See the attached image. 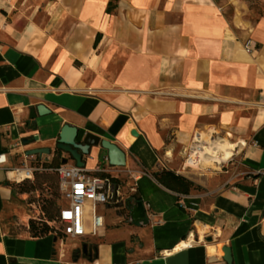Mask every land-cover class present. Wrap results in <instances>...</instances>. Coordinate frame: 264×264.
<instances>
[{"label":"crops","instance_id":"crops-1","mask_svg":"<svg viewBox=\"0 0 264 264\" xmlns=\"http://www.w3.org/2000/svg\"><path fill=\"white\" fill-rule=\"evenodd\" d=\"M109 1L0 0V264H264V0H111L107 11ZM65 124L76 141L93 134L125 153L99 206L104 227L76 239L9 233L11 169L49 163ZM218 130L233 132L243 171L189 175L193 137ZM82 161L116 173L100 143ZM163 170L180 178L162 183ZM138 202L155 221L134 218ZM189 233L200 241L178 248Z\"/></svg>","mask_w":264,"mask_h":264},{"label":"built area","instance_id":"built-area-1","mask_svg":"<svg viewBox=\"0 0 264 264\" xmlns=\"http://www.w3.org/2000/svg\"><path fill=\"white\" fill-rule=\"evenodd\" d=\"M29 159V158H28ZM35 159V158H33ZM6 163V152H0V167ZM53 171L58 175V186L63 198L67 201L66 205L59 208L55 222L61 238H80L86 236H97L104 227V215L98 211V207L112 202L115 193V183L119 184V174L125 169L116 166V173L100 175L104 169L95 171L78 167L76 164L62 165L56 168H47L42 164H28V160L19 166L12 168L11 171L17 172L24 170L25 176L21 179H30L37 170ZM117 178V180H112ZM20 180V181H21ZM18 181V180H17ZM136 192L132 187L129 196ZM144 215L155 221L154 214L147 202L142 203ZM178 206L186 211L192 212L197 206L196 202L179 201ZM53 234L57 235L56 232ZM200 239H195L189 233L184 240L178 244L179 248L192 247Z\"/></svg>","mask_w":264,"mask_h":264},{"label":"rangeland","instance_id":"rangeland-1","mask_svg":"<svg viewBox=\"0 0 264 264\" xmlns=\"http://www.w3.org/2000/svg\"><path fill=\"white\" fill-rule=\"evenodd\" d=\"M201 137L202 143L217 137L228 138L231 142L234 141L233 132L231 130H218L194 136V142L191 144L190 151H188L185 155L184 163L189 157H191L192 153H197L196 146L199 145L198 138ZM68 159H70V157L67 155L66 160ZM132 159L133 158L130 157V160ZM240 159V154L237 156L233 154L229 160L220 164L218 169H213L207 164L198 162L196 165L197 168H189L187 169V172L190 171L188 172L189 175H193L191 172H194L195 174H205L206 172L207 177H211L215 173L222 174L221 171L228 170V174L232 175L243 171L244 167L240 163ZM28 164L34 165L39 164V162L36 159L30 158L28 159ZM222 165H225L226 167L222 169ZM18 184L19 187L16 189L17 194L14 198V207L10 208V210L6 212L5 217L1 220L4 229L12 234L32 235V223L39 222L36 227L40 228V224L46 223L53 233L56 232L57 235L60 236L59 229L57 228L58 225L55 220L58 215L59 208L66 205L67 201L63 198L59 189L58 175L53 171L40 169L34 172L32 178L18 181ZM48 216H50V220L47 219ZM83 243V241L79 242L77 254L81 253V246Z\"/></svg>","mask_w":264,"mask_h":264},{"label":"water","instance_id":"water-1","mask_svg":"<svg viewBox=\"0 0 264 264\" xmlns=\"http://www.w3.org/2000/svg\"><path fill=\"white\" fill-rule=\"evenodd\" d=\"M43 109L42 106L38 107V111L41 112ZM33 116V112H31ZM133 135H136V131L131 132ZM77 129L73 126L65 124L59 133V140L57 144L58 149H62L65 152H68L73 160L75 161L76 166L83 167L84 162L82 161V154L88 153V147L100 143L103 148L107 151V159L109 164L113 166H124L126 164L125 153L119 148L115 143L110 142L109 140L102 139L100 140L98 136L93 134H87L84 140L76 141ZM27 140H24L26 142ZM50 152L49 148H33L27 151V155H42L48 154ZM144 216V208L142 202L137 203L135 208L134 218H142ZM225 260L230 262V251L229 248H224Z\"/></svg>","mask_w":264,"mask_h":264},{"label":"bare ground","instance_id":"bare-ground-1","mask_svg":"<svg viewBox=\"0 0 264 264\" xmlns=\"http://www.w3.org/2000/svg\"><path fill=\"white\" fill-rule=\"evenodd\" d=\"M148 131L150 138L154 144H156V138L149 128L150 126H143ZM199 145L196 146V152L192 153L191 157L184 163V169L197 168V163L202 162L211 166L213 169H218V166L227 160L234 154L236 144L229 141L228 138L217 137L215 139L207 140L202 143V137L198 138ZM24 170L17 172H10V176L20 181L25 176ZM117 179V178H115ZM134 198V196H132ZM135 199V198H134ZM136 200V199H135ZM143 205V204H142ZM99 211V207H98ZM100 212V211H99ZM101 213V212H100ZM105 224V221H104ZM61 238V236L56 235ZM179 248V246H178Z\"/></svg>","mask_w":264,"mask_h":264},{"label":"trees","instance_id":"trees-1","mask_svg":"<svg viewBox=\"0 0 264 264\" xmlns=\"http://www.w3.org/2000/svg\"><path fill=\"white\" fill-rule=\"evenodd\" d=\"M112 1L110 0L109 2H108V5H107V11H110L111 9H112ZM96 40H97V36H96ZM61 149H57V150H55V155H54V157L52 158V160L49 162V163H44L43 165L45 166V167H47V168H56V167H59L60 165H61V158H60V155H61ZM163 173H169V174H172L174 177H176V178H180V176H178V175H175V174H173V173H171V172H169V171H165V170H163V171H161L159 174H156V176L158 177V179L162 182V183H166L162 178H161V175L163 174ZM100 175H102V176H104V175H109V174H106V173H104V174H100ZM112 180H117V179H115V178H112ZM193 185H192V183L191 182H189V187H192ZM195 187V186H194ZM132 196H134V198L135 199H137L136 197H135V193L132 195ZM48 220H50L51 218H50V216H48V218H47ZM37 224H39V222H36V223H32V235L33 236H45V235H49V234H52L53 232L50 230V228L48 227V225L46 224V223H43V224H40L41 226H39L40 228H38V227H36V225Z\"/></svg>","mask_w":264,"mask_h":264}]
</instances>
